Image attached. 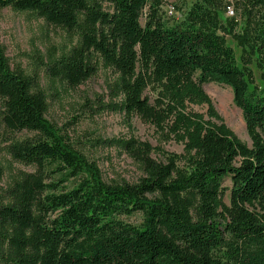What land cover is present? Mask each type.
I'll return each mask as SVG.
<instances>
[{
	"label": "trees",
	"instance_id": "obj_1",
	"mask_svg": "<svg viewBox=\"0 0 264 264\" xmlns=\"http://www.w3.org/2000/svg\"><path fill=\"white\" fill-rule=\"evenodd\" d=\"M166 1L0 0V9L30 13L77 37L58 58L42 61L52 79L75 88L102 60L119 75L127 113L159 128L182 126L187 153L177 165L175 156L154 159L148 143L127 142L145 176L105 183L96 163L47 118L39 75L12 70L0 48L5 149L34 167L0 205V264H264V89L250 86L253 57L264 70V0H196L171 26L161 15ZM230 7L245 16L234 32L246 51L241 64L217 18ZM208 83L231 88L251 147L190 110L208 101ZM21 132L28 135L15 137ZM226 178L229 204L222 200ZM137 214L140 223L127 220Z\"/></svg>",
	"mask_w": 264,
	"mask_h": 264
},
{
	"label": "rangeland",
	"instance_id": "obj_2",
	"mask_svg": "<svg viewBox=\"0 0 264 264\" xmlns=\"http://www.w3.org/2000/svg\"><path fill=\"white\" fill-rule=\"evenodd\" d=\"M196 0H167L161 15L169 26L180 22ZM107 6V5H106ZM220 25L226 27V43L241 57L246 52L234 37L245 25V16L232 8L217 13ZM233 22V24H231ZM231 24V25H230ZM77 42V37L65 30L47 24L43 19L18 12L9 7L0 9V48L12 70L21 69L25 74L39 75L40 88L48 101L47 118L67 137L69 143L99 167L105 183L136 184L145 176L143 165L129 152L125 144L148 143L151 156L165 162L175 156L177 165H183L187 153L183 143L184 129L173 126L170 121L163 128L137 114H129L123 108L124 95L116 87L119 75L98 62L97 73L75 88L52 79L46 73V65L58 58ZM254 73L251 88L264 89V70L254 60L250 64ZM208 101L190 105V110L228 129L231 134L251 147L252 140L247 132L242 111L233 101L230 87L217 83L204 85ZM151 102L156 101L157 92L148 88L145 92ZM9 133L0 122V205L9 201V189L22 172L34 171V167L15 162L7 154L4 139ZM28 133L15 134L23 138ZM222 200L230 203L231 181L226 178ZM140 223L139 214L127 218ZM2 247L0 236V251Z\"/></svg>",
	"mask_w": 264,
	"mask_h": 264
}]
</instances>
